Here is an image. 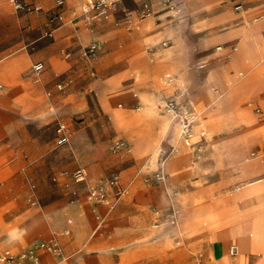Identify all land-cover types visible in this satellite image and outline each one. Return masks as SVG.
Instances as JSON below:
<instances>
[{
	"label": "crops",
	"instance_id": "0c3cea01",
	"mask_svg": "<svg viewBox=\"0 0 264 264\" xmlns=\"http://www.w3.org/2000/svg\"><path fill=\"white\" fill-rule=\"evenodd\" d=\"M237 1L213 0L208 4L206 0H175L171 9L197 12L195 16L156 23L150 29L151 17L155 20L169 9L167 0H134L133 12L115 23L107 20L114 12L106 18L75 21L71 10L82 0H64L63 5L51 8L52 13L65 14L52 42L31 57L22 54L0 61V76L26 67L28 60L35 58L45 65L42 74L46 66L50 74L70 67L67 77L76 76L74 63L85 46L96 43L99 56L107 52L114 60L102 65L99 77H84L82 86L95 92L103 109H111L115 103L121 107V101L139 105L140 112L112 109L134 156L152 153L160 141L172 115L169 109L162 110L167 103L160 76L165 71L172 74L174 91L180 96L187 93L184 107L196 110L198 128L211 139V159L194 161L191 141L180 127L174 149L162 158V169L172 185L167 189L170 213L140 243L168 248L165 264H184L183 249L171 247L175 240L204 242L203 264H264V0H241L243 8L235 10ZM35 2L41 11L27 15L42 14L43 7L52 6V0ZM146 9L150 13L143 15ZM0 11L2 19L12 26L15 21L5 0H0ZM164 40L171 42L169 47L161 46ZM217 43L224 46L216 47L219 53L211 50ZM64 54L70 59L62 60ZM119 117L135 122L132 127L139 134L131 136ZM13 164L23 166L27 160L17 155ZM195 168L198 177L192 178ZM33 219L37 220L33 230L23 231L29 221L22 220L9 231L3 245L26 239L42 225L44 232L47 230L41 215ZM29 248H5L0 254L7 249L18 252ZM107 252L61 258V254L38 251L43 264H89ZM122 252L126 256L128 248Z\"/></svg>",
	"mask_w": 264,
	"mask_h": 264
},
{
	"label": "rangeland",
	"instance_id": "374dc122",
	"mask_svg": "<svg viewBox=\"0 0 264 264\" xmlns=\"http://www.w3.org/2000/svg\"><path fill=\"white\" fill-rule=\"evenodd\" d=\"M174 1L167 0L169 9L155 18L157 22L151 17L150 29H154L156 23L192 19L197 13L171 9ZM5 2L15 23L7 24L0 11V61L22 54L31 57L52 42V38L44 36L43 30L52 15L55 0L38 15H21L12 10L7 0ZM135 7L134 0H117L115 11L107 20L115 23ZM230 10L233 12L232 7ZM71 16L75 21L83 19L82 2L73 7ZM170 44L164 40L161 46L167 48ZM220 45L223 46L214 44L211 50L219 53L216 47ZM97 50L90 62L82 56V50L78 59L81 63L75 62L73 66L77 69L76 76L67 77L70 67L50 74L46 66L45 72L34 82L30 78V68L35 61L41 60L38 58L28 60L24 68L0 76L3 84L0 90V251L5 248L16 251L40 241L53 240L60 248L61 258L75 253L94 256L104 250L108 252L101 259L89 264H165L164 254L168 248L145 247L140 242L170 213L167 189L172 185L161 161L175 147L180 122L172 114L156 149L152 153L132 155L112 109L129 108L140 112L137 111L139 105L121 101V107L115 103L113 108L103 109L95 92L82 86L84 77H99L102 65L114 60L107 52L99 56ZM70 57L61 55L62 60ZM195 67L198 68V63ZM160 79L166 103L173 100L190 111L182 102L188 98L187 93L180 96L174 91L172 74L165 71ZM58 83H63L64 88L58 89ZM165 109L164 106L162 110L165 112ZM191 111L195 116L196 110ZM118 120L130 129L131 136L139 134L133 130L135 122L130 123L123 117ZM59 121L66 124L70 134V142L64 146L56 144L55 128ZM188 138L194 161L211 159L208 155L211 139L202 134L196 120ZM17 155L27 160V164L14 165L13 158ZM79 166L85 167L89 183L116 173L120 194L114 196L110 192L109 203H94L88 198L86 183L73 179V172ZM193 172L191 177L197 178L196 168ZM37 215H41L47 225L45 232V225H42L26 239H13L8 246L3 245L9 231L18 227L22 220L29 221L23 231L33 230L37 220L31 219ZM125 247L128 248L126 256L122 252ZM171 247L183 249L184 264L204 263V242L188 244L175 240Z\"/></svg>",
	"mask_w": 264,
	"mask_h": 264
},
{
	"label": "built area",
	"instance_id": "2783aa9c",
	"mask_svg": "<svg viewBox=\"0 0 264 264\" xmlns=\"http://www.w3.org/2000/svg\"><path fill=\"white\" fill-rule=\"evenodd\" d=\"M13 9L21 14L38 13L41 11L40 5L35 0H10ZM64 0H55L56 6L63 5ZM117 0H82V16L86 21H93L97 18H106L115 11ZM243 8V2L238 0L235 5V10H241ZM149 9L142 12L143 15L149 14ZM64 20V15L61 11L53 12L48 22L45 24L43 34L44 36L51 38L54 30ZM221 47L218 46L217 49ZM97 50L96 43H90L85 46L82 52V56L90 62V59ZM67 55V54H66ZM92 66H90L91 68ZM45 65L42 61H36L31 65L30 76L34 81L39 80ZM3 84L0 81V90ZM58 89L64 88L63 83L57 84ZM166 108L170 110L173 116L179 120L181 132L185 137L191 136L192 126L195 120L192 111L181 109L178 104L170 100L166 104ZM57 137L56 144L58 146H64L70 142V134L66 124L59 121L55 128ZM73 179L76 182L86 183L88 198L94 203H109L110 192L114 196L120 194L118 190L119 177L116 173H112L106 178H101L95 182H88L87 171L84 166H79L73 172ZM38 251H44L50 254H60V248L56 241L38 242L33 247L14 252L12 250H4L0 254V264H43Z\"/></svg>",
	"mask_w": 264,
	"mask_h": 264
},
{
	"label": "bare ground",
	"instance_id": "6f19581e",
	"mask_svg": "<svg viewBox=\"0 0 264 264\" xmlns=\"http://www.w3.org/2000/svg\"><path fill=\"white\" fill-rule=\"evenodd\" d=\"M212 264V263H211ZM214 264V263H213Z\"/></svg>",
	"mask_w": 264,
	"mask_h": 264
}]
</instances>
